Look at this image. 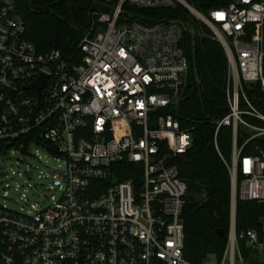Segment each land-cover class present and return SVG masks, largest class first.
I'll list each match as a JSON object with an SVG mask.
<instances>
[{"label":"built area","instance_id":"1","mask_svg":"<svg viewBox=\"0 0 264 264\" xmlns=\"http://www.w3.org/2000/svg\"><path fill=\"white\" fill-rule=\"evenodd\" d=\"M103 2L110 8L96 12L72 59L38 51L16 0H0V157L40 145L62 160L47 206L0 203V264H264V215L257 228L236 226L237 196L264 203V111L253 92L264 91V0H232L207 15L186 0ZM127 6L187 9L227 58L225 113L212 123L229 172V224L221 254L198 262L184 256L187 183L175 163L192 144L176 115L191 68L189 24L134 19ZM42 75L39 92L29 89Z\"/></svg>","mask_w":264,"mask_h":264},{"label":"trees","instance_id":"2","mask_svg":"<svg viewBox=\"0 0 264 264\" xmlns=\"http://www.w3.org/2000/svg\"><path fill=\"white\" fill-rule=\"evenodd\" d=\"M197 11L207 15L209 10L227 6L232 0H186ZM24 20L26 38L40 52L57 49L65 57H79L78 44L90 26L96 12L110 6L103 0H16ZM132 18L155 21L162 18H180L189 24L184 34V45L191 68L186 77L182 98L176 115L192 135L191 146L180 154L175 163L179 176L187 183L184 223V256L198 262L208 255L221 254L229 224L230 179L227 166L213 145V120L225 113L224 80L227 58L220 42L209 26L197 20L187 9L137 8L127 6ZM193 30V31H192ZM264 73V58H263ZM256 106L264 111V91H253ZM218 147L227 160L230 155V129L220 130ZM126 171L119 177H131ZM212 200L221 207L217 216L209 206ZM264 215V203L236 198V226L238 230L258 227ZM222 229L223 237L216 233Z\"/></svg>","mask_w":264,"mask_h":264},{"label":"rangeland","instance_id":"3","mask_svg":"<svg viewBox=\"0 0 264 264\" xmlns=\"http://www.w3.org/2000/svg\"><path fill=\"white\" fill-rule=\"evenodd\" d=\"M59 167H62V160L54 158L40 145H30L26 153L16 150L0 157V203L13 210L31 205L47 206L49 197L56 194L49 190L51 170ZM261 258V251H258L256 262Z\"/></svg>","mask_w":264,"mask_h":264},{"label":"water","instance_id":"4","mask_svg":"<svg viewBox=\"0 0 264 264\" xmlns=\"http://www.w3.org/2000/svg\"><path fill=\"white\" fill-rule=\"evenodd\" d=\"M45 80H46V76L42 75L37 81H35L32 85L28 86L29 89H34L36 90V92L38 93L39 90L43 87V85L45 84ZM203 206H209L211 207L215 214L218 216L221 212V207L215 203L212 200H206L202 203ZM216 233L219 237H223V231L222 229H217Z\"/></svg>","mask_w":264,"mask_h":264}]
</instances>
